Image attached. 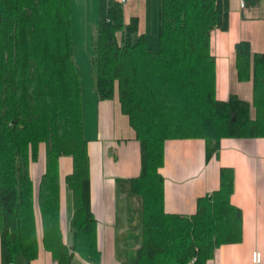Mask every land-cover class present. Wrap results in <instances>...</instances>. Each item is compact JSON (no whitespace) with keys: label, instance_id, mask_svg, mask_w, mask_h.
Wrapping results in <instances>:
<instances>
[{"label":"trees","instance_id":"obj_1","mask_svg":"<svg viewBox=\"0 0 264 264\" xmlns=\"http://www.w3.org/2000/svg\"><path fill=\"white\" fill-rule=\"evenodd\" d=\"M71 9V0H0V242L10 258L31 260L44 248L69 264L75 254L95 262L101 253ZM214 28H227L221 0H160L156 51L147 48L138 17L125 21L117 0L99 18L91 57L96 95L117 93L140 142L141 170L130 180L143 202L135 264H207L218 247L241 239L230 169H221L218 188L201 196L191 215L164 209L167 139L201 138L214 150L222 138L264 136V53L238 41V79L252 81V100L218 99ZM63 158L71 160L64 175ZM63 183L72 193V245L60 228Z\"/></svg>","mask_w":264,"mask_h":264},{"label":"crops","instance_id":"obj_2","mask_svg":"<svg viewBox=\"0 0 264 264\" xmlns=\"http://www.w3.org/2000/svg\"><path fill=\"white\" fill-rule=\"evenodd\" d=\"M221 3L227 12V28H214L210 36L216 97L227 99L235 94L249 102L252 81L238 79L235 44L245 40L252 53H264V0ZM148 4L154 7L155 0H129L122 5L125 21L138 17L139 31L145 36ZM147 48L156 51L157 47L152 42ZM81 98L90 157V206L101 253L95 262L75 254L69 264H135L143 241V202L131 190L130 180L141 170L140 142L121 110L116 92L113 98L98 99L93 81L85 90L81 85ZM222 168L232 172L230 202L241 210L242 236L236 243L218 247L207 264H252L253 250L264 254V136L222 138L214 150L201 138L167 139L160 167L164 209L183 215L194 213L198 199L218 188ZM60 170L62 175L71 171L69 158L61 160ZM72 212V193L63 183L60 228L67 245L73 243L69 227ZM10 263L54 264V259L44 248L31 260L18 253L10 258L0 242V264Z\"/></svg>","mask_w":264,"mask_h":264},{"label":"rangeland","instance_id":"obj_3","mask_svg":"<svg viewBox=\"0 0 264 264\" xmlns=\"http://www.w3.org/2000/svg\"><path fill=\"white\" fill-rule=\"evenodd\" d=\"M109 0H71V28L76 70L83 89L92 85L93 73L91 57L94 53L96 23L105 14ZM149 2V1H148ZM157 21V24H156ZM146 41L152 42L158 49V31L160 25V0H155V6L148 4L146 8ZM150 50V49H149ZM37 164L42 166L41 159Z\"/></svg>","mask_w":264,"mask_h":264},{"label":"built area","instance_id":"obj_4","mask_svg":"<svg viewBox=\"0 0 264 264\" xmlns=\"http://www.w3.org/2000/svg\"><path fill=\"white\" fill-rule=\"evenodd\" d=\"M129 0H117L121 5H124L128 2ZM241 5H243V2H241ZM193 262V260H191ZM251 262L252 264H264V254L258 249H255L252 251L251 254ZM12 264V263H10ZM54 264H59L57 261H54Z\"/></svg>","mask_w":264,"mask_h":264}]
</instances>
